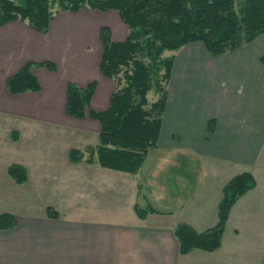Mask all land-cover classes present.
I'll return each instance as SVG.
<instances>
[{"label":"crops","instance_id":"0c3cea01","mask_svg":"<svg viewBox=\"0 0 264 264\" xmlns=\"http://www.w3.org/2000/svg\"><path fill=\"white\" fill-rule=\"evenodd\" d=\"M102 26L114 41L129 33L116 9L88 6L54 13L48 32L19 19L0 25V186L20 187L18 202L0 209L17 220L0 228V264H263L264 33L218 56L202 42L165 52L174 62L158 144L130 173L71 163L69 150L82 146L63 143L90 133L97 142L84 150L99 142L100 122L71 116L66 105L70 82H94L88 109L110 106L116 82L100 70ZM42 61L55 69L32 68L40 91H9L10 76ZM211 121L214 131L204 139ZM12 163L25 166L24 182L9 174ZM77 170L92 183L80 191L72 189L78 178L69 180ZM242 172L256 185L232 206L221 246L181 253L178 224L199 232L215 226L224 187ZM28 188L51 189L57 200L38 202ZM108 188L116 195L104 194ZM136 204L155 211L141 217Z\"/></svg>","mask_w":264,"mask_h":264},{"label":"trees","instance_id":"16d2710c","mask_svg":"<svg viewBox=\"0 0 264 264\" xmlns=\"http://www.w3.org/2000/svg\"><path fill=\"white\" fill-rule=\"evenodd\" d=\"M56 2L61 9L74 12L86 6L101 11L116 9L128 27L124 41H114L109 26L100 30L104 48L100 70L116 82L108 109H88L94 82L87 88L70 82L66 110L71 116L88 115L101 124L98 144L86 150L71 148V161H81L88 153V162L97 161L104 167L130 173L139 171L149 150L158 144L174 62V55L165 56V52L202 42L210 54L218 56L264 33V0H243L239 10L236 0H0V25L19 19L48 32ZM43 66L55 69L50 61L28 62L8 78L9 91H40L41 84L32 68ZM153 90L157 97L152 100L149 94ZM213 131L211 121L204 139H210ZM8 172L19 183L27 179V170L21 164L12 163ZM255 185L250 172L237 174L225 185L215 226L199 232L187 223H179L176 235L181 253L218 249L232 206ZM135 208L141 217L155 211L137 204ZM49 214L58 215L52 210ZM16 222L15 215L0 214V228L13 227Z\"/></svg>","mask_w":264,"mask_h":264},{"label":"rangeland","instance_id":"374dc122","mask_svg":"<svg viewBox=\"0 0 264 264\" xmlns=\"http://www.w3.org/2000/svg\"><path fill=\"white\" fill-rule=\"evenodd\" d=\"M16 1H18V0H16ZM242 1L243 0H236V8H237V10H239L242 7ZM59 10H61V8L58 5V3L56 2L52 6V11L54 13H56ZM149 95H150V98L152 100L153 99H156V97H157L156 92L154 90ZM67 133L70 135V132H67ZM92 134H94V135H91V133H90L89 136H85V137H84L83 134L81 136H77V135L76 136H70V138L68 137L66 140H63L64 141L63 143H67V144L73 143L75 146L76 145H81L82 146L81 150H84L85 149L84 144H86L87 142L88 143L89 142H91V143L93 142V144L95 142H97V140H96V137H97L96 134L95 133H92ZM73 148H76V147H73ZM69 152H70V150H69ZM87 156H88V153L83 158V160L77 161V162L71 161L70 156L68 158H69V160H70L71 163H76L78 165L79 164H82V165H84V164H86V165H94L95 163H97V161L94 162V163L88 162L87 161ZM82 171L77 170V172L75 174L77 177L69 178V180H71V183H72V180H75V179L78 178L77 179L78 182H75L74 183L75 186H74V188H72V189H77V191H80L81 189L83 190V188L85 187V184L86 183L88 184V186H89V184L90 185L92 184V183H89V181H87V180L85 181V179H82L81 178V176L84 175V172L82 173ZM69 175H72V174H69ZM19 189H20V187L13 188V187H9V186H4V187L3 186L2 187L0 186V209H3L4 204H8V203L9 204H14V203L18 202L17 199L13 198V196H14L15 191L19 194V191H20ZM27 190L29 192V195H28L29 198L35 199L38 202L57 200V197H55V194L53 193V190H51V189H47V190L46 189H44V190H37V189H33V188H28ZM104 194H108L111 197H113V196L116 195V191L113 192V191H111L110 188H108V190L106 192H104ZM97 196H99V195L97 194ZM49 210H52L54 212L59 213V211H57V209L55 210V208L53 206H48V208H47L48 213H49Z\"/></svg>","mask_w":264,"mask_h":264}]
</instances>
